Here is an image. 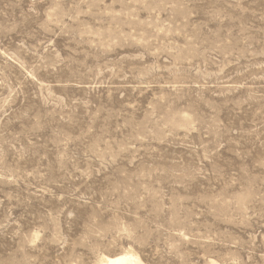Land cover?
Here are the masks:
<instances>
[{"label": "rangeland", "instance_id": "1", "mask_svg": "<svg viewBox=\"0 0 264 264\" xmlns=\"http://www.w3.org/2000/svg\"><path fill=\"white\" fill-rule=\"evenodd\" d=\"M264 264V0H0V264Z\"/></svg>", "mask_w": 264, "mask_h": 264}, {"label": "bare ground", "instance_id": "2", "mask_svg": "<svg viewBox=\"0 0 264 264\" xmlns=\"http://www.w3.org/2000/svg\"><path fill=\"white\" fill-rule=\"evenodd\" d=\"M98 264H145L135 253L127 251L114 257H103Z\"/></svg>", "mask_w": 264, "mask_h": 264}]
</instances>
